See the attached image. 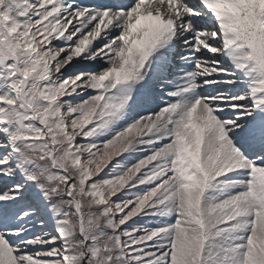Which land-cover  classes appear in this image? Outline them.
I'll list each match as a JSON object with an SVG mask.
<instances>
[{"label":"snow or ice","instance_id":"6c2138e0","mask_svg":"<svg viewBox=\"0 0 264 264\" xmlns=\"http://www.w3.org/2000/svg\"><path fill=\"white\" fill-rule=\"evenodd\" d=\"M0 264H264V0H0Z\"/></svg>","mask_w":264,"mask_h":264}]
</instances>
